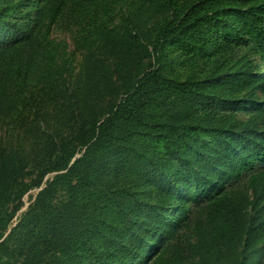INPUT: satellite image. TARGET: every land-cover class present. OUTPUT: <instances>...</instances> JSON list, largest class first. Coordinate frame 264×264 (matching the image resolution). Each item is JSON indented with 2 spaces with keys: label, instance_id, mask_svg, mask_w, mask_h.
Masks as SVG:
<instances>
[{
  "label": "trees",
  "instance_id": "obj_1",
  "mask_svg": "<svg viewBox=\"0 0 264 264\" xmlns=\"http://www.w3.org/2000/svg\"><path fill=\"white\" fill-rule=\"evenodd\" d=\"M0 264H264V0H0Z\"/></svg>",
  "mask_w": 264,
  "mask_h": 264
},
{
  "label": "rangeland",
  "instance_id": "obj_2",
  "mask_svg": "<svg viewBox=\"0 0 264 264\" xmlns=\"http://www.w3.org/2000/svg\"><path fill=\"white\" fill-rule=\"evenodd\" d=\"M59 33H60V34H59ZM56 35H57V36H65V37H67V33H62V32H57ZM70 43H71V42H70ZM30 194H33V192H30ZM23 200H24V202H25V206L28 205V203H29V202H28V197L25 196V197L23 198Z\"/></svg>",
  "mask_w": 264,
  "mask_h": 264
}]
</instances>
